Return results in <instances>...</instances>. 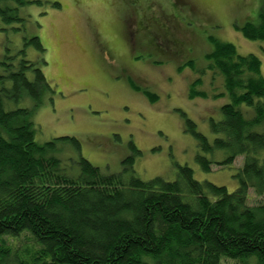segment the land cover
I'll use <instances>...</instances> for the list:
<instances>
[{
  "label": "trees",
  "instance_id": "trees-1",
  "mask_svg": "<svg viewBox=\"0 0 264 264\" xmlns=\"http://www.w3.org/2000/svg\"><path fill=\"white\" fill-rule=\"evenodd\" d=\"M0 16L6 22L21 20L17 7L8 5L0 6ZM239 29L245 38L264 39V10L255 23ZM31 41L43 49L37 37ZM208 41L207 67L221 77L224 88L211 97L227 96L229 101L220 106V120L209 118L216 135L211 142L182 112L185 130L196 138L195 159L203 171L243 157L233 174L237 187L229 191L199 181L187 164L177 165L172 180L104 174L81 156L74 137L38 143L31 110L6 109L1 93L0 264H264V199L249 203L251 190L264 195L261 61L253 53L240 54L232 43L213 37ZM8 77L14 96L24 90L38 99L50 89L32 61L21 60ZM129 79L151 102L158 98ZM201 83L202 77H196L189 84L190 98L209 96L197 89ZM60 139L78 151L76 163L53 153ZM129 147L132 153L124 162L130 169L140 151L132 142ZM217 149L224 151L221 160L207 156Z\"/></svg>",
  "mask_w": 264,
  "mask_h": 264
},
{
  "label": "rangeland",
  "instance_id": "rangeland-1",
  "mask_svg": "<svg viewBox=\"0 0 264 264\" xmlns=\"http://www.w3.org/2000/svg\"><path fill=\"white\" fill-rule=\"evenodd\" d=\"M6 5L17 7L21 20L6 22L0 16V94L6 109L31 110L38 143L74 137L82 157L104 174L125 179L131 173L142 180H172L177 165L187 164L199 181L229 191L237 187L233 174L243 157L203 171L195 159L196 138L185 130V116L211 142L216 135L209 118L220 120V106L229 101L227 96L211 97L224 88L221 77L207 67L204 55L212 47L208 37L232 43L240 54H255L264 75V39L245 38L239 29L257 21L264 0L0 2ZM34 37L43 49L32 43ZM23 59L36 64L50 85L38 99L24 90L13 95L8 71L19 69ZM187 61L193 66L185 65ZM196 77H202L197 89L208 97L188 96ZM129 78L158 98L151 102ZM130 142L140 154L129 169L124 160L132 153ZM52 150L65 161L79 158L69 140H56ZM207 156L221 160L224 151ZM249 196L250 204L264 199L252 190Z\"/></svg>",
  "mask_w": 264,
  "mask_h": 264
},
{
  "label": "flooded vegetation",
  "instance_id": "flooded-vegetation-1",
  "mask_svg": "<svg viewBox=\"0 0 264 264\" xmlns=\"http://www.w3.org/2000/svg\"><path fill=\"white\" fill-rule=\"evenodd\" d=\"M179 2H182V0H181V1H179Z\"/></svg>",
  "mask_w": 264,
  "mask_h": 264
}]
</instances>
